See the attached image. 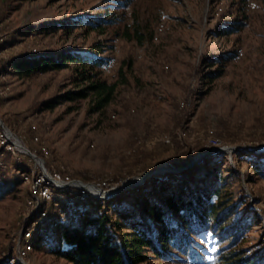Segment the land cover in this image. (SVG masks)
Instances as JSON below:
<instances>
[{
	"label": "rangeland",
	"instance_id": "1",
	"mask_svg": "<svg viewBox=\"0 0 264 264\" xmlns=\"http://www.w3.org/2000/svg\"><path fill=\"white\" fill-rule=\"evenodd\" d=\"M112 14L118 23L104 32L84 25ZM127 27L142 42L123 36ZM73 49L97 50L108 81L124 69L127 81L101 110L91 97L46 108L83 85L75 63L24 75L13 65L18 56ZM0 117L49 162L125 187L118 195L140 197L138 187L174 173L149 174L163 162L185 166L230 147L215 153L228 191L254 215L243 245L264 249V0H0ZM6 158L11 191L0 199V251L13 245L28 193L15 159ZM134 177L141 183L124 185ZM196 239L203 264H214L217 239L210 232ZM33 242L37 263L71 264L55 251L61 231Z\"/></svg>",
	"mask_w": 264,
	"mask_h": 264
},
{
	"label": "trees",
	"instance_id": "2",
	"mask_svg": "<svg viewBox=\"0 0 264 264\" xmlns=\"http://www.w3.org/2000/svg\"><path fill=\"white\" fill-rule=\"evenodd\" d=\"M95 19L87 20L84 25L99 32L119 20L113 14L111 17L98 15ZM237 28L241 29L240 26ZM123 36L136 37L142 42L138 29L131 32L127 27ZM104 62V57L95 49H73L38 57L18 56L13 65L17 73L24 75L37 70L61 69L75 63L83 85L67 91L59 99L47 101L46 108L54 107L61 100L91 97L93 110H101L112 101L118 86L127 81L123 67H120L118 79L108 81L103 76ZM220 156L222 153H213L194 167L154 177L150 181L151 187H148L149 183L138 187L140 197L134 193H121L97 205L79 223L65 228L56 253L71 264H143L153 261L159 264H203L197 253L196 236L210 232L219 243L214 264H264V249L251 253V249L243 245L247 231L255 224L254 215L251 210L242 211L244 202L236 200L228 191L217 161ZM0 169V176L4 179L0 185L1 199L11 187L6 175L9 167Z\"/></svg>",
	"mask_w": 264,
	"mask_h": 264
},
{
	"label": "built area",
	"instance_id": "3",
	"mask_svg": "<svg viewBox=\"0 0 264 264\" xmlns=\"http://www.w3.org/2000/svg\"><path fill=\"white\" fill-rule=\"evenodd\" d=\"M34 140L39 142V136ZM211 141L218 144L217 138ZM8 155L19 166L28 193L20 212L18 233L13 237V245L0 251V264H39L32 257L35 238L53 239L58 231L62 238L67 226L79 222L97 205L120 193V190L112 191L118 185L111 181L86 180L75 176L67 165L49 162L0 120V167H9Z\"/></svg>",
	"mask_w": 264,
	"mask_h": 264
},
{
	"label": "water",
	"instance_id": "4",
	"mask_svg": "<svg viewBox=\"0 0 264 264\" xmlns=\"http://www.w3.org/2000/svg\"><path fill=\"white\" fill-rule=\"evenodd\" d=\"M0 120L2 122H4L1 117H0ZM231 150H232V148H230V147H216V148L206 150V151L201 152L198 155H196L194 157V159L188 165H185V166L169 165L167 162H163V163L159 164L154 170L150 171L149 174H153V173H157V172H161V171L180 172V171L186 170L188 168L194 167L196 164H198L200 161H202L206 156H208L210 154H213V153L219 152V151H230L231 152ZM34 155L36 157L40 158V156H38L36 154H34ZM123 188H125V187H121V190Z\"/></svg>",
	"mask_w": 264,
	"mask_h": 264
},
{
	"label": "bare ground",
	"instance_id": "5",
	"mask_svg": "<svg viewBox=\"0 0 264 264\" xmlns=\"http://www.w3.org/2000/svg\"><path fill=\"white\" fill-rule=\"evenodd\" d=\"M248 147V146H247ZM162 166V165H161ZM160 166V167H161ZM163 168V167H162ZM141 177H134V178H130V179H127L126 181H124V185H131V186H136L138 184L141 183ZM121 187H117V188H114L112 191H115V190H120Z\"/></svg>",
	"mask_w": 264,
	"mask_h": 264
}]
</instances>
